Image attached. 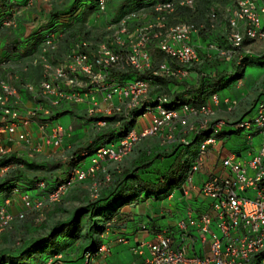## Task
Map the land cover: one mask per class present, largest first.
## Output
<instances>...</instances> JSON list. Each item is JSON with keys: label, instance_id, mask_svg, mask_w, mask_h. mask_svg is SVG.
<instances>
[{"label": "built area", "instance_id": "1", "mask_svg": "<svg viewBox=\"0 0 264 264\" xmlns=\"http://www.w3.org/2000/svg\"><path fill=\"white\" fill-rule=\"evenodd\" d=\"M110 1L98 0V14L106 13ZM197 1L163 0L148 9L127 11L107 23L101 39L81 36L63 54L59 50L63 34L48 31L36 55L19 64L0 60V115L4 120L0 131L15 135L31 153L34 152L31 134L18 129L41 114L51 115L52 110L54 113L63 107L85 104L91 129H123L127 124H130L127 129H131L116 143L98 146L91 155L82 153L92 157L90 165L85 169L76 166L73 174L56 189L46 192L44 198L23 196L26 210L58 202L69 186L94 176L103 159L120 161L137 142L149 136L165 134L169 143L177 139L186 143L187 134L198 137L190 180L193 173L200 171L210 147L222 136L225 122L213 123L215 110L208 104L180 101L168 92L154 89L160 78L186 80L201 62L193 43V33L199 27L192 21L172 20L181 8L195 9ZM208 13L211 23H216V10L210 8ZM229 13L231 29L227 37L222 43L209 41L207 47L210 54L247 68L245 59L253 57V52L246 46L264 40V3L238 0ZM36 67L41 69L40 81L23 80ZM131 74L133 77L127 78ZM20 90L28 91L49 106L29 109L22 116ZM211 98L215 104L234 105L229 97L222 99L217 92ZM254 107L248 119L236 123L237 129L246 131L253 158L239 159L242 152L225 155L221 159L224 175H210L200 185V194L208 199L210 210L196 216L190 212L178 224L182 233L179 242L162 234L148 243L149 255L144 261L132 264H264V99ZM179 126L183 129H177ZM41 127L48 125L44 123ZM54 129L49 140L59 148L75 127L57 124ZM256 134L262 136L258 148L252 145ZM8 154L9 148L1 150L2 156ZM37 187L46 190V181L38 182ZM92 194L97 197L99 189L93 188ZM25 211L14 216L5 205H0V234L11 228L16 219H23ZM192 228L209 242L208 254L191 252ZM118 240L123 242L125 237ZM104 250L100 246L98 253Z\"/></svg>", "mask_w": 264, "mask_h": 264}, {"label": "crops", "instance_id": "2", "mask_svg": "<svg viewBox=\"0 0 264 264\" xmlns=\"http://www.w3.org/2000/svg\"><path fill=\"white\" fill-rule=\"evenodd\" d=\"M237 1L198 0L195 6L196 13L181 10L173 16V22L188 20L199 27V31L193 33V43L199 51L201 62L194 67L186 80L174 81L160 78L154 86L155 90L168 92L176 98H190L196 105L208 104L212 106L215 110L213 123L223 120L225 122L224 129L227 132L219 138L215 145L210 147L200 171L193 173L191 180L189 168L178 187L172 189L167 195L156 197L142 193L138 198L125 202L112 213L114 216L107 220V227L103 232L97 234L93 231V236L87 238L79 237L68 241L63 239L65 241L61 240L60 244L68 245L65 251L51 253L52 244L50 242L47 244L46 240L51 235L54 225L58 222L72 220L74 212L85 204L80 205L75 202L77 205L74 206L66 201H61L51 205L47 203L40 209L26 210L22 197L29 195L31 198H44L47 189L38 188V181L50 183L48 186L50 188L56 180L61 181L70 177L77 164L76 157L90 145L98 147L108 144V140L111 139L109 135L116 129H91L85 111L86 105L82 104L77 108H59L54 112L56 114L53 113L55 110H52L51 115L41 114L26 127H20L18 131L26 129L31 134L33 153L24 143L17 140L15 135L10 136L8 133L0 131V205H5L14 216L26 210L23 219H16L11 229L0 234V260H3L0 264L141 263L149 255L148 243L153 242L162 234L170 235L179 242L182 235L178 225L180 220L186 218L190 212L196 216L210 210L208 199L200 194V185L210 175H224L221 159L225 155L235 152L233 149L225 148L227 141L236 136L232 129H237L236 123L250 113L257 102L264 99V51L261 53L252 51V68L247 69L248 66L242 71L241 78L220 88V84L226 82L225 79L229 76L236 75L238 69L215 53L210 54L207 47L209 41L222 43L227 37L231 29L229 9L235 6ZM72 2L73 0H15L16 6L10 17L3 15L4 10L0 7V60L8 59L12 64H19L39 53L42 32L52 19L59 21L70 32L84 35L87 33L88 37H92L89 29L98 31L97 27L101 26L99 27L102 30L101 34L96 35L101 38L105 26L114 16L107 14L97 21H94L90 16L86 20L90 27H85V25L80 27L76 22V17L64 13V10H67ZM258 3L263 4L264 0H258ZM210 8L217 12L216 23H211L208 15ZM126 11L129 10L126 9L122 14ZM57 12L60 14L54 16V13ZM9 20L12 22H8ZM21 44L24 46L20 47ZM259 45L264 46V40L259 42ZM70 46L71 38L62 39L59 46L60 54L68 51ZM263 46L259 48H263ZM9 77L13 82H16L11 78V75ZM132 77V74L127 76V78ZM41 78V69L36 67L31 69L23 80L38 82ZM204 81L205 83L201 87L200 85ZM218 82H220L219 87H217ZM213 92H217L222 99L229 97L234 105L228 106L223 102L215 104L211 98ZM20 96L22 116H25L29 109L40 107V105L49 106L46 102L35 99L28 91L20 90ZM67 113L73 115L72 123L75 129L57 148L49 138L55 130V126L61 124L59 118ZM3 121V117L0 115V127L3 125ZM44 123H47V128L41 127ZM177 129H183V127L179 126ZM186 139V143L182 142L186 145L181 146L178 150V156H181L182 163L189 161L191 167L197 157L199 139L193 134H187ZM257 140L258 143H261L262 136L259 135ZM244 141L247 146H244L243 150L250 147L247 137ZM255 142L253 138V146H255ZM3 148L10 149V154L6 155L7 158H15L22 162L15 161L1 166V159L4 157L1 155ZM148 148L157 147L149 146L148 139L144 138L137 142L132 151L122 160L103 159L94 175L97 179H104L102 190L106 192L110 186L114 185V179L125 169L131 171L139 158L143 159V154ZM80 165L85 169L90 165V162L83 159ZM14 169L19 170L17 178L6 183L8 173ZM66 194L72 198L70 192ZM74 197L79 198L77 194ZM121 236L125 237V241L118 240ZM190 240L192 253L199 255L209 253V242L206 239L202 240L196 228L191 229ZM41 242L44 243V248H40ZM88 243L104 246L105 250L94 257L83 255V248Z\"/></svg>", "mask_w": 264, "mask_h": 264}, {"label": "trees", "instance_id": "3", "mask_svg": "<svg viewBox=\"0 0 264 264\" xmlns=\"http://www.w3.org/2000/svg\"><path fill=\"white\" fill-rule=\"evenodd\" d=\"M128 1L136 3L133 9H130L135 10L140 8H149L156 2L163 0ZM15 6V0H0V7L4 10L3 15L7 17L12 15V11ZM181 10H188L190 13L197 12L196 8L194 10L181 8L179 11ZM64 11L65 14H70L73 17H76L77 24L82 27V25H85L84 22H86L87 18L98 14V0H73L70 7ZM58 14H60V12L54 13V16H57ZM48 31L61 33L63 34L61 37L62 39L69 37L71 38V42L81 36L88 37L87 33L84 35L82 33L76 34L70 32L56 19H52L50 23L45 26V29L42 32V39ZM245 63L247 65H251L253 63V59L251 57H246ZM232 64L234 65V63ZM236 69H238L237 74L229 76L225 79L226 82L221 83L220 88H224L225 86L230 85L234 80L241 78L242 71L246 68L236 66ZM204 83L205 81L201 83L200 86L202 87ZM219 83L220 82L217 83V87H219ZM177 99L180 101L185 100L192 102L190 98ZM129 126L130 124H127L123 129H116L112 131L109 135L111 136V139L108 140V144L116 143L121 137L126 136L131 130L127 129ZM236 130L237 133L242 132L240 129L232 130V132L236 133ZM226 132V129H224L223 134ZM178 141L179 140H176L169 145L158 146L157 148H148L143 154V159L139 158L137 164H135L131 171L129 169H125L123 173L119 174L116 179H114L115 184L110 186L106 192L101 189L97 197L88 198L85 205L74 212L72 220L69 222H58L54 225L51 235H49L46 240L47 244L49 242L52 244V249L50 250L51 253L65 251L66 246L68 245L60 244L63 239L68 241L69 239H78L79 237L87 238L92 237L94 232L97 234L103 232L107 227V220L114 216L112 213L117 211L125 202H130L138 198L142 193H145L147 196L155 195L156 197H159L167 195L172 189L178 187L179 183L183 180L185 173L190 168V163H188L189 161L182 163L181 156H178V150H180L181 146L186 145L182 143V141H179V143ZM96 147L97 146L93 147V145H90V147H88L84 152H88V154L91 155L95 151ZM86 157L87 155H78L76 157V166L80 165ZM15 161L18 163L22 162L15 158H7L4 156L1 159V166H6ZM18 174V169L10 171L5 182L8 183V181H14ZM61 181L56 180L50 188L48 187L50 186V183L46 182V192L56 189ZM82 219L84 220L82 221ZM83 228L86 230H82ZM40 248H44V243H40ZM99 248L100 246H96L95 243H88L83 248V255L91 253L93 254L92 257L97 256L99 254ZM1 262H3V260H0V263Z\"/></svg>", "mask_w": 264, "mask_h": 264}, {"label": "rangeland", "instance_id": "4", "mask_svg": "<svg viewBox=\"0 0 264 264\" xmlns=\"http://www.w3.org/2000/svg\"><path fill=\"white\" fill-rule=\"evenodd\" d=\"M131 2L128 1V0H111L109 2V4H108V9H107L106 13H103L101 15L97 14L96 16H93L92 18L94 19V21H97L98 19H102V17L104 15L109 14L111 16H114V18H112L111 20H115L126 9L127 10L133 9V7L136 5V3H134V2L131 3ZM85 27L89 28L90 24L86 22L85 23ZM99 27H101V26L97 27L98 31L93 30V29H89L88 30L90 32L93 40L101 39L99 36H96V35H100L101 31H102V30L99 29ZM259 42H262V41H259ZM259 42H252V43L248 44L246 47L248 49H250L251 51H253V52L261 53V52L264 51V46L263 45H259ZM23 46H24L23 44L20 45V47H23ZM260 46H263V48H259ZM251 68H252L251 65H249V67L247 69H251ZM236 83H237V81H236ZM254 111H255V107L244 118L248 119L253 114ZM59 121L61 122V124H62V126L64 128H68L71 124H73L72 123L73 122V115L71 113H67L66 115L60 117ZM232 130H235V129H232ZM245 132L246 131L244 130V131H242L240 133H237V130H236V133H235L236 136H234L235 138H233L232 140L231 139L228 140L227 143L225 144V148L227 150L228 149H233V150H235L236 153L240 152V150H243L242 148L244 146H247V144L244 141L245 134H246ZM258 137H259V135L254 137V139L256 141L255 142V147L256 148H258L259 144H260V143H258V140H257ZM146 139H148L149 146H152V147H154V146H156V147L165 146V145H169L170 144L168 139L166 138L165 134L163 136H149ZM252 149H253V147H249L247 149H244L243 152H242V156L239 159L246 160V159L253 158L254 155H252V153H251ZM255 150H257V149H255ZM91 158H92L91 156L87 157L86 161L91 162ZM103 178H105V177H103ZM103 181H104V179H97L96 176L95 177L92 176V177H89L88 179H86L85 181H83L82 183H74V184H72L71 186H69L66 189L65 193L63 194V196L61 197V199L58 202L51 203V204L60 203L61 201H64V202L66 201L70 205H74V206L77 205L75 202H77L80 205L81 204H85L88 198H95V196L92 194V189L93 188H98L99 192L101 191V189L103 187ZM72 188H73V190H72ZM68 191L72 194V198H70V196H67L66 193L69 194ZM65 194H66L67 197L65 196ZM76 194L79 197L78 199H76L74 197V195H76ZM51 204H49V205H51ZM35 219H36V217H35ZM13 225H14V223H13ZM13 225L11 226V228L13 227ZM11 228H9V229H11ZM9 229H7V230H9ZM7 230H5V231H7Z\"/></svg>", "mask_w": 264, "mask_h": 264}, {"label": "water", "instance_id": "5", "mask_svg": "<svg viewBox=\"0 0 264 264\" xmlns=\"http://www.w3.org/2000/svg\"><path fill=\"white\" fill-rule=\"evenodd\" d=\"M240 156V154H238ZM181 191H183V189H181Z\"/></svg>", "mask_w": 264, "mask_h": 264}]
</instances>
